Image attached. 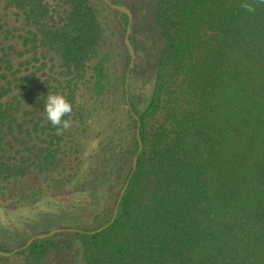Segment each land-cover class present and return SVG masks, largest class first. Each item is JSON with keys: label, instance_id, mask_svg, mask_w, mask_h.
<instances>
[{"label": "trees", "instance_id": "obj_1", "mask_svg": "<svg viewBox=\"0 0 264 264\" xmlns=\"http://www.w3.org/2000/svg\"><path fill=\"white\" fill-rule=\"evenodd\" d=\"M70 1L63 25L43 31V45L67 73L85 72L90 61L91 81L77 98V81L68 83L69 96L50 81L37 93L33 81L16 77L19 71L13 79L2 74L0 197L10 201L1 206L39 205L44 217L63 214L68 221L87 208L94 212L88 197L100 187L96 226L72 235L84 264H264V5L253 14L240 7L242 0H154L147 16L153 15L157 33L149 29L145 38L153 39L160 59L150 101L140 107L132 82L126 99L131 58L125 37L124 55L105 37L115 24L125 36L127 15L99 0ZM10 2L30 8L27 17L36 24L47 14L41 2ZM96 2L113 13L102 16ZM138 18L133 12L137 61L130 78L138 69ZM117 62L119 82L111 74ZM48 94H61L73 106L65 117L72 127L62 135L46 119ZM138 129L143 150L132 172ZM90 140L98 141L94 152ZM129 178L113 224L90 233L111 220L120 195L115 190ZM147 182L148 201L137 203ZM58 196L68 202L53 210ZM110 233L115 239L108 245ZM55 236L15 255L40 260Z\"/></svg>", "mask_w": 264, "mask_h": 264}, {"label": "rangeland", "instance_id": "obj_2", "mask_svg": "<svg viewBox=\"0 0 264 264\" xmlns=\"http://www.w3.org/2000/svg\"><path fill=\"white\" fill-rule=\"evenodd\" d=\"M41 2L46 6L47 14L45 17L39 19V24L35 23V19L29 20L27 17L30 8L19 9L10 2V0H0V80L2 74L10 76L13 79V72L19 71L16 75L20 81H33V86L30 89L40 91L44 93V88L47 87L45 81H50V85L58 87L59 93L64 95H71L69 91H72L71 86H68L70 81H77L78 89L74 92L75 96L82 95L86 92V85L84 81H91V62L86 65L85 72L81 74L67 73L58 60V55L53 51H48L47 46L43 45V31L53 28L58 29L63 25L62 20L71 12L72 4L70 0H32ZM119 5H125L132 13L136 12L139 27H135L136 37H138L139 50H138V69L134 72V75L130 78L132 82L131 93L136 103L143 107L150 101V97L153 91L154 78L153 71L160 59L159 48L152 42L151 38L148 39L145 36L149 33L156 34L155 24L150 16H147V9L152 6L154 0H114ZM139 5H141L139 7ZM99 14L113 13L101 2H96ZM138 7V8H137ZM144 10L143 14H140L139 9ZM144 8V9H143ZM146 10V12H145ZM109 16H112L111 14ZM112 32L105 34L108 46L116 45L115 49L118 54L124 55L125 48L122 46L123 30L118 29L117 24L114 25ZM133 26V24H132ZM148 32V33H147ZM149 34V35H150ZM150 38V39H149ZM125 41V38H124ZM126 44V43H125ZM107 46V47H108ZM127 46V45H126ZM128 49V48H127ZM157 49V50H156ZM129 51V50H128ZM50 60L45 62V60ZM117 59V58H116ZM8 61L11 62V68L8 65ZM137 59H135V62ZM47 63L49 70L44 68L41 70L42 64ZM53 66V67H52ZM52 67V68H51ZM49 71L51 75L48 78L45 72ZM123 67L118 62L112 66V78L113 81H121ZM36 73L35 76L33 74ZM16 81V80H15ZM41 85L38 90L37 86ZM28 99V98H27ZM26 99V100H27ZM26 102H24L25 104ZM32 103L26 104L27 109H30ZM45 105V104H43ZM82 131V129H80ZM84 133H88L84 132ZM87 135V134H86ZM81 139V137H79ZM124 138V135H123ZM129 140V139H128ZM91 144H88V149L95 147L94 152L98 148V141L90 140ZM115 147V146H114ZM36 181L41 182V177ZM120 187L115 190V196L120 191ZM122 190V189H121ZM101 188L93 191L89 195V199L92 198L94 202V212L82 210V214L77 215L73 220H65L63 214H60V218L49 219L44 217V207L39 205H26L20 208H12L10 210L4 209L1 204L5 201H10L9 197H0V247L7 250H13L20 245L24 244L31 237L48 233L54 229H77L92 228L95 227V216L102 208L101 205ZM151 192L150 182H147L141 188L137 203L147 202ZM85 200L88 202L87 198ZM67 199L56 197L53 202V210L63 209L66 206ZM109 215V214H108ZM107 215V218H108ZM46 216V215H45ZM104 221V219H103ZM79 228V229H78ZM75 232H61L59 235H54L56 240L50 246V250L46 256L42 259L34 258L30 255H13L10 257L0 256V264H84L81 254L76 249V241L72 236ZM111 239L107 240V244H112L115 236L110 233Z\"/></svg>", "mask_w": 264, "mask_h": 264}, {"label": "water", "instance_id": "obj_3", "mask_svg": "<svg viewBox=\"0 0 264 264\" xmlns=\"http://www.w3.org/2000/svg\"><path fill=\"white\" fill-rule=\"evenodd\" d=\"M100 1H103L107 5L112 7L113 9H116V10L120 11L121 13L126 14L127 17H128V24H127L126 33H125V43H126L127 48L129 50L131 61H130V65H129V68H128V71H127L125 89H126V99H127V101H129V82H130L131 70L134 67V63H135V59H136L135 49H134V46H133V44H132V42L130 40L131 31H132V23H133V14H132V11L128 7H126L125 5H118L116 3H113L110 0H100ZM129 108H130V106H129ZM135 118L137 119V116H135ZM137 135H138V140H139V149H138V152L136 153V155L134 157V160H133V171L132 172L135 171L136 166H137L138 155L143 150V143H142V141L140 139L139 129L137 130ZM129 182H130V178L126 181L124 187L122 188V190L120 192V195H119V198H118V201H117V205H116V208L114 210V214H113V217L111 218V220L106 225H104L103 227H101V228H99V229H97L95 231H91L90 233H99L102 230L108 228L111 224H113V222L116 219L117 213H118L119 204H120V202H121V200H122V198H123L128 186H129ZM66 231H69V232H83L82 230H77V229H63V228L54 229V230H52V231H50L48 233H41V234L35 235L34 237H31L27 241V243L25 245H23L20 248L15 249V250H13L11 252L0 250V255L1 256H7V257L12 256V255L16 254L17 252H19L21 250L27 249L35 240L48 238V237L54 236L55 234H58V233H61V232H66Z\"/></svg>", "mask_w": 264, "mask_h": 264}, {"label": "clouds", "instance_id": "obj_4", "mask_svg": "<svg viewBox=\"0 0 264 264\" xmlns=\"http://www.w3.org/2000/svg\"><path fill=\"white\" fill-rule=\"evenodd\" d=\"M259 5H264V0H242L240 7L249 13H255ZM73 111L72 104L61 94H48L46 99V119L56 128V134L62 135L72 127V122L65 119Z\"/></svg>", "mask_w": 264, "mask_h": 264}, {"label": "flooded vegetation", "instance_id": "obj_5", "mask_svg": "<svg viewBox=\"0 0 264 264\" xmlns=\"http://www.w3.org/2000/svg\"><path fill=\"white\" fill-rule=\"evenodd\" d=\"M100 1V0H99ZM110 1H112L113 3H115L114 2V0H110ZM103 2V1H102ZM105 3V2H104ZM117 4V3H116ZM119 5V4H118ZM133 14V13H132ZM133 24V23H132ZM34 237V236H33ZM29 240V239H28ZM27 240V241H28ZM27 241L24 243V244H22V245H20L19 247H17V248H20V247H22L23 245H25L26 243H27ZM17 248H15V249H17ZM15 249H13V250H15ZM0 250H3V251H6V250H4V249H0ZM13 250H9V251H7V252H11V251H13ZM18 253V252H17ZM15 255V254H14ZM1 256V255H0ZM13 256V255H12ZM7 257V256H6ZM10 257V256H9Z\"/></svg>", "mask_w": 264, "mask_h": 264}]
</instances>
